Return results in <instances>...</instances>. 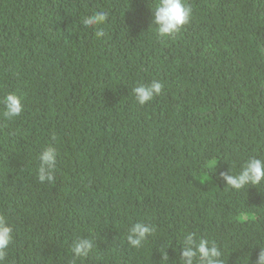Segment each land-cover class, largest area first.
Here are the masks:
<instances>
[{"label": "trees", "instance_id": "1", "mask_svg": "<svg viewBox=\"0 0 264 264\" xmlns=\"http://www.w3.org/2000/svg\"><path fill=\"white\" fill-rule=\"evenodd\" d=\"M8 1L7 12L0 11V29L6 27L7 45L28 57L21 60L9 54L5 59L13 92L22 97L23 111L9 119L0 106V174L8 172L14 159L11 150L18 143L35 145L31 139L36 131L33 114L41 107L37 102L27 104V100L33 95L39 98V89L46 88L51 89L53 97L62 98L70 93L77 75L89 74L92 82L76 95L68 118L79 127L82 115L91 117L88 129L92 136L77 169L72 168L68 176L56 175L50 194L39 198L51 204L53 210L62 203L71 211L70 215L63 214V219L49 211L53 220H59L54 223L57 227L52 238L78 241V227L88 224L87 218H91L97 225L90 239L88 264H98L104 258L106 264L160 261L147 246V239L143 246L141 242L139 247H131L125 235L134 223L148 225L152 231L146 236L153 235L156 221L173 213L166 204L184 203L182 196L191 193L193 183L203 181L223 159L200 149L198 154L188 156L186 164L172 160L182 144L193 140L200 143L201 139L213 150L218 147L215 134L203 136V119L190 116L200 100L188 93L189 87L188 92L184 89L183 84L188 82L185 73H191L210 104L216 106L223 96L218 85L220 70L239 65L232 55L220 54L209 46L206 36L211 30L226 41L237 31L241 51L251 53L254 60L250 74L256 82L264 79V55L254 33L260 27L247 19H237L236 14L244 15L237 9L231 13L232 21L226 22L224 0H184L192 8L189 22L168 37L159 36L153 22L158 0H58L59 13L54 7L57 0ZM51 2L54 10L49 8ZM20 6L29 8L32 19L24 21L12 15V26L7 23L9 14ZM253 6L259 8L258 0ZM100 11L107 13L104 24L97 26L103 29V37L95 36L97 28H85L74 21ZM254 19L264 27V21ZM232 22L236 23L235 29L228 27ZM16 33L21 35L20 41L14 37ZM51 38L57 47L50 44ZM154 79L163 83L162 93L139 105L132 89ZM261 89L264 94V87ZM115 127L125 131L116 143ZM255 130L261 135L258 143L249 139ZM226 131L231 134L230 128ZM153 140L163 158L148 153L147 142ZM229 153L241 163L250 157L264 160V110L255 125L237 133ZM66 182H73L74 190L60 192L58 189L66 187ZM233 194L242 199L226 218L232 229L218 227L204 238L215 241L224 264H255L260 247H264V180ZM0 217L11 225L13 236L4 264H34V255L48 248L45 228L24 227L13 216ZM72 258L85 260L73 253Z\"/></svg>", "mask_w": 264, "mask_h": 264}, {"label": "clouds", "instance_id": "2", "mask_svg": "<svg viewBox=\"0 0 264 264\" xmlns=\"http://www.w3.org/2000/svg\"><path fill=\"white\" fill-rule=\"evenodd\" d=\"M224 1L227 9L224 14L226 22L232 21L231 13L237 9L244 14L242 16L236 14L237 19L241 21L247 19L260 27L254 30V33L264 55V27H261V23L254 19L264 21V0H258L259 8L253 6L254 0ZM9 4L8 0H0V11L7 12L6 6ZM54 7L59 13L61 7L58 0L54 2ZM49 8L54 10L53 2ZM30 14L26 6L14 8L12 14H9L7 23L14 25L15 20L12 15L24 21H31ZM191 15L192 8L184 0H158L154 5L153 21L157 26V34L168 37L179 32L181 27L189 22ZM106 19L107 13L100 11L86 14L74 21L82 23L85 28H97L95 36L100 38L105 33L97 26L103 25ZM16 24H19L18 19ZM228 27L235 29L236 23L232 22ZM5 30L6 27L0 29V106L3 105V115L11 119L21 115L23 104L22 97L13 92L14 87L6 70L9 62L5 59L9 58V54L21 60L28 55L18 48L13 49L7 45ZM14 37L17 41L21 40L20 34L16 33ZM206 37L209 46H213L220 54L232 55L239 65L235 68L220 70L218 85L223 96L219 98L216 106L210 104L207 93L203 91L191 73H185L188 82L183 84L184 89L188 92L187 87H189L188 93L200 100L198 108L190 116L203 119L206 128L203 136L215 134L218 147L213 150L201 139L200 143H197L198 140H193L189 144H182L174 152L172 160L186 164L188 156L198 154L200 149L223 156V159L203 181L193 183L191 193L182 196L185 199L184 203L166 204L173 213L156 221L153 235L146 236L152 231L148 225L132 224L124 238L131 247H139L141 242L143 246L147 239V246L152 248L160 260L152 261L154 264H224L221 251L215 241L204 237L212 235L213 230L218 227L232 229L226 222V218L230 214V209L237 206L235 203H240L242 199V196L234 195L233 191H243L246 185L256 186L264 180V160L250 157L246 162L241 163L229 153L230 147L236 142L237 133L248 126L255 125L260 113L264 110V94L261 89L264 87V79H258L256 82L254 76L250 74L249 70L254 60L251 53L241 51L242 42L237 31H234L226 41L212 34L211 30ZM50 44L57 47L52 38ZM187 70H190V64ZM88 76L89 74L85 73L77 75L71 82L70 93L62 98L53 97L51 89L46 88L39 89L41 94L39 98L33 95L27 100V104L37 102L41 107L33 114L36 131L31 139L35 141V145L18 143L11 150L14 153V159L9 165L8 172L4 175L0 174V216H13L17 218L16 222L24 227H43L46 230L48 248L34 255L32 261L34 264L49 262L61 264L59 263L61 259L62 264H88V251L92 247L90 239L96 233L95 220L87 218L88 224L78 227V241L55 240L52 238L57 227L54 223L59 220H53L52 216L55 214L62 218L63 214L70 215V208L58 203L53 210L51 204L39 199L50 194L56 175L68 176L72 168L77 169L82 153L92 136V131L88 129V121L91 117L82 115L79 127H76L68 118L74 98L81 89L92 82L88 80ZM163 88V83L154 79L137 84L132 89V93L136 102L143 106L151 102L155 96L160 95ZM74 128L78 131L75 132ZM227 128H230L231 134L226 131ZM124 132L115 127L114 143ZM260 137L258 130L249 135L253 143H258ZM155 145L154 140L147 142L148 153L163 158L161 151ZM195 171L198 170L195 169ZM73 187V182H66V187L62 186L58 190L72 191ZM50 210H52V216L49 214ZM151 222L153 224L154 219ZM247 232L248 229L244 231L243 236ZM72 233V231L67 232L68 235ZM12 238L11 225L0 217V264L5 262ZM72 253L77 257L84 256L85 260H79V258L73 260ZM101 261L103 262L98 264H106L105 258ZM255 264H264V247H260Z\"/></svg>", "mask_w": 264, "mask_h": 264}]
</instances>
